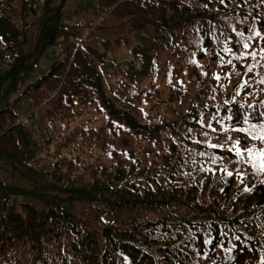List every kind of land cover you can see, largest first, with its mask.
Returning <instances> with one entry per match:
<instances>
[{"label": "trees", "instance_id": "obj_1", "mask_svg": "<svg viewBox=\"0 0 264 264\" xmlns=\"http://www.w3.org/2000/svg\"><path fill=\"white\" fill-rule=\"evenodd\" d=\"M262 50L264 0H0V264H264Z\"/></svg>", "mask_w": 264, "mask_h": 264}, {"label": "rangeland", "instance_id": "obj_2", "mask_svg": "<svg viewBox=\"0 0 264 264\" xmlns=\"http://www.w3.org/2000/svg\"><path fill=\"white\" fill-rule=\"evenodd\" d=\"M97 14H94L95 16L88 14V13H83L81 15L82 19H79L78 21H83V22H94L95 19H97L99 17ZM98 15V16H97ZM97 16V18H96ZM17 18V16H16ZM77 21V22H78ZM120 32V33H119ZM123 32L122 29L117 28V29H101L98 31H92L89 32L88 30H86V27L80 29V31L78 32L77 35V40L79 43H81L82 45L84 44H91L94 48H96L99 51H102L106 54V64L105 66H101L99 65V70L102 73V75L105 78V84H107L106 81V76H107V71L109 70V68L111 66H116V62H114V53L112 48H105L104 45V41L106 40H114L116 38H118V35H121ZM119 33V34H118ZM137 34L132 33L130 34V36H128L129 39V47L133 48L134 50H137L138 52L141 51L142 49V44L144 43V41L147 40V37L145 38H140V37H136ZM90 38L92 40H90ZM108 45H111V43H109ZM66 47V46H65ZM62 48H48L44 54L39 58V62L36 65V67L34 68V70L31 72L30 74V80H32L34 77H38L41 74L47 72V70L51 67V65H53L57 58H58V53L62 52ZM129 51V48L127 47V45H123L121 44L120 46L117 47L116 51L114 49V52L117 56H125L123 58H118V60H127L128 59V55L126 56V52ZM130 55V54H129ZM113 59V61H112ZM120 143L123 145L125 144L122 139L120 138ZM118 145L119 142H118ZM261 146L264 148V142L261 144ZM261 163L264 165V160H261Z\"/></svg>", "mask_w": 264, "mask_h": 264}, {"label": "snow or ice", "instance_id": "obj_3", "mask_svg": "<svg viewBox=\"0 0 264 264\" xmlns=\"http://www.w3.org/2000/svg\"><path fill=\"white\" fill-rule=\"evenodd\" d=\"M238 35L241 37V40H243V33H238ZM257 35H258V33H257ZM249 39H250V38H249ZM237 43L239 44V43H241V41H237ZM248 47H249V44L246 43V42H244V43H243V48L246 49V48H248ZM225 51H231V49L225 48ZM262 51H264V50H262ZM245 55H247V53H241L240 55L234 56V58L237 59V60H240V59H243V58L245 57ZM251 55H252L253 57H255V56H256V53L253 52V53H251ZM192 63H195V61H192ZM228 63H231V61H228ZM253 67H254V66H246V70H247V72H251V71L253 70ZM215 78H216L217 80L220 79V77H219L218 75H217ZM259 83L264 84V79H261V80L259 81ZM247 84H248V81L245 80L241 85H239V88H240V89H243ZM261 116H264V112L261 113ZM227 119H231V116L227 117ZM245 119H247V117H245ZM208 127H211V125H208ZM261 127H264V125H262ZM238 131H245V130H244V129H239ZM248 131H249V134H251V129H249ZM204 134L207 135V133H204ZM259 138H260V139H264V136H260ZM236 144L238 145V144H239V141H237ZM211 146H212V147H218L217 145H211ZM236 154H237L238 156L241 155V152H240V150H239L238 147H237ZM227 174H228L229 176L233 175L232 172H228ZM241 182H243L242 179H241ZM245 190H246V191H250V189H247V188H246Z\"/></svg>", "mask_w": 264, "mask_h": 264}]
</instances>
